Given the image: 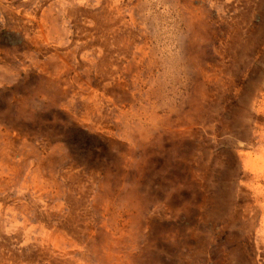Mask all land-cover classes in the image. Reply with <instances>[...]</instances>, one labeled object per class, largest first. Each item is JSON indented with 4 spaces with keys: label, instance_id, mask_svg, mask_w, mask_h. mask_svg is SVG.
I'll list each match as a JSON object with an SVG mask.
<instances>
[{
    "label": "rangeland",
    "instance_id": "rangeland-1",
    "mask_svg": "<svg viewBox=\"0 0 264 264\" xmlns=\"http://www.w3.org/2000/svg\"><path fill=\"white\" fill-rule=\"evenodd\" d=\"M0 264H264V0H0Z\"/></svg>",
    "mask_w": 264,
    "mask_h": 264
}]
</instances>
